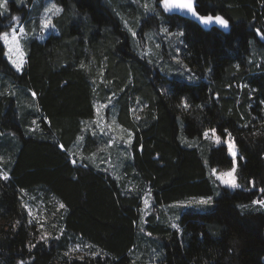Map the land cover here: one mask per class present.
<instances>
[{"label":"trees","instance_id":"16d2710c","mask_svg":"<svg viewBox=\"0 0 264 264\" xmlns=\"http://www.w3.org/2000/svg\"><path fill=\"white\" fill-rule=\"evenodd\" d=\"M16 1L0 9V33L16 14L33 33L20 71L0 41V264H264V208L253 203L264 200V0H195L227 31L162 10L161 0H54L43 39L27 21L32 0ZM168 46L194 81L168 75ZM107 102L131 138L118 175L92 160L100 138L88 123ZM181 126L205 147L181 145ZM213 129L231 134L237 189L211 176L233 165L225 144L204 139ZM36 191L44 211L31 217L23 199ZM216 191L176 228L161 209ZM77 239L83 251L71 249Z\"/></svg>","mask_w":264,"mask_h":264},{"label":"rangeland","instance_id":"374dc122","mask_svg":"<svg viewBox=\"0 0 264 264\" xmlns=\"http://www.w3.org/2000/svg\"><path fill=\"white\" fill-rule=\"evenodd\" d=\"M14 1L18 5L17 1L16 0H14ZM8 2H9V0H7V2H6L7 9L9 8ZM52 4H55L60 9L59 5L56 4L54 2V0H32L30 2V4L28 5L29 8L27 7L28 8V16H29L27 21L34 28H36V29L38 28V30H37L38 32H36V34H35L37 39L45 38V35L52 28V25L50 24L49 27L42 29L41 28V21L44 19H47V18L52 19V17L56 13L59 12V11L58 12L53 11V12H47L46 13V9L51 8ZM158 6L162 10H164L160 1L158 2ZM14 17H18L19 19L18 20L13 19V22L10 24V26L6 32L8 33L9 37H11L12 29L15 28L16 33H17L18 38H19L18 39V45H19L18 50L16 49V46L11 45V43H9V45L6 46L3 40H0V41L4 47L5 59L14 68V70L18 71L17 68L13 64V61L16 64L21 65V67H20V70H21L22 65L24 63V59H25L24 47H26L27 41L29 39V38H27V34L33 33V30L32 29H30V31L26 30L27 25H26L25 21L22 24L23 18L21 17V15L16 14ZM21 26L24 28L23 33L20 32ZM166 34H167V36H171L170 32H167ZM141 35L146 36V33H144L142 31ZM151 39L154 41V36L152 34L149 35L148 40H146V41H149ZM146 41L143 43L144 44L143 46H145L147 48L148 45H147ZM155 44L157 46L156 42L154 43V45ZM145 47H143V48H145ZM155 48H156L155 46H154V48H152V50L149 48L150 53L154 52L153 54H155L157 51ZM163 49L167 55L171 56L170 57L171 60L174 61V62L171 61L169 63L170 66L168 69L169 70L168 75L170 77H174L177 79H183V80H186L189 82L194 81L193 78L190 77V74L187 73L186 68L183 67V65L181 63L177 62L179 56H178V50L175 49V46H172L171 48H169V46H168V48L165 47ZM159 60H161V59H159ZM161 62H163V59ZM112 105L113 104L110 102L109 103L108 102L103 103V104H101V103L97 104L95 107L96 115L93 118V120H91V122L88 123V127H89V130H91L93 137L100 138V150L98 152V157H97L98 159L96 157L92 156V160L95 162L102 161L104 164L108 165L109 168H111L113 171H115V173H117L116 175H118L120 167L122 166L123 161L125 160L124 157L127 156V154H128L131 138L129 136V132L125 128H123L121 125L118 124V122H117L118 110L116 109L115 106H112ZM139 107H140V105H138V108ZM115 110H116V112H115ZM207 132H208V138L204 137V139L209 141L213 145H218L215 142V138L213 137L212 130H209ZM181 135H183V138L180 137ZM178 139H181L180 140L181 145H183V146L188 147V146H192V145H197L201 148L205 147L204 143L197 144V142L195 140L187 138L183 133L182 126H181V130H180ZM227 140H229V137L226 138L225 140L221 139L220 143H223L226 145L225 141H227ZM186 141L191 142V143L193 141H195V142L193 144H189ZM235 152H236L235 166H236V170H237L238 162H237V151H236V149H235ZM129 155H130V152H129ZM119 156H120V158L118 159ZM232 159H233V157H232ZM232 167H233V165H232ZM232 167L227 169V170L216 171V172L218 174L219 173H225V172L230 171L232 169ZM0 175L2 176L3 174L1 173ZM211 176L219 187H225L219 180L216 179V176L213 175V169L211 171ZM228 189L234 190L231 188H228ZM42 195H43L42 191H36V192L30 194L29 196L27 195L23 199L24 208L27 210V212L30 214L31 217L37 216V214L39 216V213H43V211H44V207H43L44 206L43 205L44 199H43ZM218 195H219V191L214 192V194L212 196L187 197V198H184L182 200L172 202L167 206H163L161 209L166 210V217L172 221L171 222L172 224L177 225L178 216L184 211L195 210V211L200 212V211L208 210L207 206L210 204L199 205L196 203V201H198L200 198H209V197L215 198ZM51 200L53 202V199H51ZM145 200L148 201L147 205H145V203H144ZM55 204L57 207H60V205H61L57 201H55ZM258 207L264 208V206H262L260 204ZM149 214H152L151 195L149 193H144L142 195V207H141V211H140V221L142 220L145 223L146 217ZM174 216H176V217L174 218ZM84 247H85V245L83 244V242H81L79 239H77V241L74 243V246L71 249L73 251H83ZM263 262H264V258H263Z\"/></svg>","mask_w":264,"mask_h":264},{"label":"snow or ice","instance_id":"6c2138e0","mask_svg":"<svg viewBox=\"0 0 264 264\" xmlns=\"http://www.w3.org/2000/svg\"><path fill=\"white\" fill-rule=\"evenodd\" d=\"M6 2L7 0H0V9H4L5 11H7V7H6ZM162 5L165 8L166 11H171L173 9H178L181 11H185L186 13H191L193 16H196L197 19L199 20V22L203 23V24H218L220 26L223 27H227L228 26V21L225 20L223 17L216 15L215 17H213L212 15H208V16H199L198 13L195 12L194 10V6H193V2L192 0H162ZM60 9L55 5L52 4L51 8L46 9V13L47 12H53L56 11L58 12ZM14 20H18V17H13ZM51 24V19L47 18L41 21V28L45 29L47 27H49V25ZM24 28L21 26L20 27V32L23 33ZM18 35L16 33L15 28L12 29V35L11 37H9L7 32H3L0 33V40H3L5 45L8 46L9 43H11V45L16 46V49L18 50ZM22 59V58H21ZM14 66L17 68V70H20L21 65L20 64H16L13 61ZM184 103V107H187V103ZM227 131V130H226ZM213 133V137L215 138V142L217 144H219L221 142V138L215 135V130H212ZM204 137L208 138V132L205 131L204 132ZM229 154L233 157V167L230 171L225 172V173H217L215 169H213V175L216 176V179L219 180L225 187L231 188V189H237L240 187V185L237 182V177H236V166H235V160H236V152H235V144L234 142L231 140V134L229 133V140L225 141ZM63 147V146H61ZM261 191H264V189H262ZM145 205L148 204V201L145 200L144 201ZM197 204L199 205H207V204H211L212 203V198H200L198 201H196ZM253 203H259L260 205L264 206V200H260V201H253ZM60 207L62 208L63 205L61 204ZM174 228H176L177 226L175 224L172 225Z\"/></svg>","mask_w":264,"mask_h":264},{"label":"water","instance_id":"95a60500","mask_svg":"<svg viewBox=\"0 0 264 264\" xmlns=\"http://www.w3.org/2000/svg\"><path fill=\"white\" fill-rule=\"evenodd\" d=\"M192 2H193V6H194V10H195V12L196 13H198L197 11H196V3H195V0H192ZM161 5H162V0H161ZM162 7H163V5H162ZM164 8V7H163ZM165 9V8H164ZM168 12H170V13H184L186 16H188L190 19H192L193 21H195L200 27H202L203 29H205V30H209V29H211V28H213V27H217V28H219V29H221V30H223V31H227L228 30V26L227 27H223V26H220V25H218V24H215V23H212V24H203V23H201V22H199V20L197 19V17L196 16H193L191 13H186L185 11H181V10H178V9H173V10H171V11H168ZM199 14V13H198ZM210 15V14H209ZM199 16H208V15H201V14H199ZM213 17H215L216 15H212ZM219 16H221V15H219ZM222 17V16H221ZM224 18V17H223ZM225 19V18H224ZM226 20V19H225ZM260 36V35H259Z\"/></svg>","mask_w":264,"mask_h":264},{"label":"crops","instance_id":"0c3cea01","mask_svg":"<svg viewBox=\"0 0 264 264\" xmlns=\"http://www.w3.org/2000/svg\"><path fill=\"white\" fill-rule=\"evenodd\" d=\"M6 90V89H5ZM7 92V91H6Z\"/></svg>","mask_w":264,"mask_h":264},{"label":"bare ground","instance_id":"6f19581e","mask_svg":"<svg viewBox=\"0 0 264 264\" xmlns=\"http://www.w3.org/2000/svg\"><path fill=\"white\" fill-rule=\"evenodd\" d=\"M196 3V2H195Z\"/></svg>","mask_w":264,"mask_h":264}]
</instances>
